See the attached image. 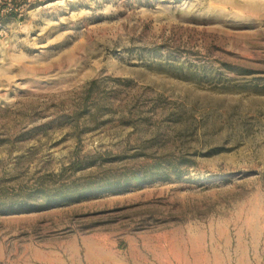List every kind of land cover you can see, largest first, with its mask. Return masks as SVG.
Wrapping results in <instances>:
<instances>
[{
    "label": "rangeland",
    "instance_id": "obj_1",
    "mask_svg": "<svg viewBox=\"0 0 264 264\" xmlns=\"http://www.w3.org/2000/svg\"><path fill=\"white\" fill-rule=\"evenodd\" d=\"M0 264H264V0H0Z\"/></svg>",
    "mask_w": 264,
    "mask_h": 264
},
{
    "label": "trees",
    "instance_id": "obj_2",
    "mask_svg": "<svg viewBox=\"0 0 264 264\" xmlns=\"http://www.w3.org/2000/svg\"><path fill=\"white\" fill-rule=\"evenodd\" d=\"M175 170V169H174ZM106 185V184H105ZM63 188H57L56 190L52 191V192H48V191H41L43 192L42 193V196H43V202L44 203H49L51 202L52 200L54 199H59L61 198L62 196H64V193H63ZM81 192V191H80ZM26 200H29V198H25Z\"/></svg>",
    "mask_w": 264,
    "mask_h": 264
}]
</instances>
